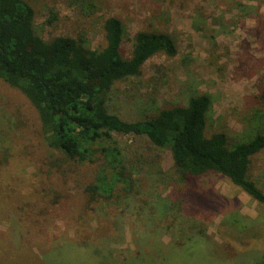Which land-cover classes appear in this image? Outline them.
Segmentation results:
<instances>
[{"label": "rangeland", "instance_id": "1", "mask_svg": "<svg viewBox=\"0 0 264 264\" xmlns=\"http://www.w3.org/2000/svg\"><path fill=\"white\" fill-rule=\"evenodd\" d=\"M29 2L45 41L82 36L100 51L108 18L125 28L124 58L138 32L173 39L174 58L153 57L138 77L114 85L108 111L123 121L206 95L207 136L221 132L237 144L264 134V0H97L90 15L73 0ZM115 138L139 193L89 203L97 166L49 148L35 108L0 80V250L8 263L264 264L263 206L215 173L178 179L170 151L144 137ZM249 177L264 191V152Z\"/></svg>", "mask_w": 264, "mask_h": 264}, {"label": "trees", "instance_id": "2", "mask_svg": "<svg viewBox=\"0 0 264 264\" xmlns=\"http://www.w3.org/2000/svg\"><path fill=\"white\" fill-rule=\"evenodd\" d=\"M73 1L85 14L98 8L97 0ZM56 20L52 14L47 23ZM34 23L29 0H0V80L35 108L49 148L71 163L97 166L85 189L89 203L117 202L139 193V181L115 138L129 136L144 137L169 150L174 173L185 183L215 173L264 207V191L249 177L254 157L264 152V134L237 144H230L221 132L207 136L208 96L191 97L185 106H170L137 122L123 121L108 111L117 82L138 77L153 57L177 55L170 36L138 32L131 56L124 58L125 28L117 18L104 22L105 47L100 51L92 50L82 36L45 41L36 34ZM4 253L0 250V264H13Z\"/></svg>", "mask_w": 264, "mask_h": 264}]
</instances>
